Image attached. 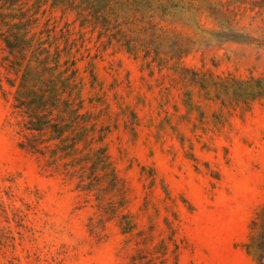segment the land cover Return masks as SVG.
Returning <instances> with one entry per match:
<instances>
[{
  "label": "rangeland",
  "instance_id": "rangeland-1",
  "mask_svg": "<svg viewBox=\"0 0 264 264\" xmlns=\"http://www.w3.org/2000/svg\"><path fill=\"white\" fill-rule=\"evenodd\" d=\"M239 27L258 42L207 46L184 65L264 77V12ZM110 53L92 73L78 63L102 140L72 177L19 148L0 63V264H255L244 246L264 207V102L220 109Z\"/></svg>",
  "mask_w": 264,
  "mask_h": 264
},
{
  "label": "trees",
  "instance_id": "trees-1",
  "mask_svg": "<svg viewBox=\"0 0 264 264\" xmlns=\"http://www.w3.org/2000/svg\"><path fill=\"white\" fill-rule=\"evenodd\" d=\"M254 12H264V0H0V63L15 90L19 148L45 158L53 174L72 177L87 164L84 152L101 143L102 128L84 106L78 63L87 61L92 73L109 51L151 77L173 73L184 95L197 90L220 109L249 113L264 102V77L220 76L183 61L207 46L258 42L239 27ZM244 247L264 264V207Z\"/></svg>",
  "mask_w": 264,
  "mask_h": 264
}]
</instances>
